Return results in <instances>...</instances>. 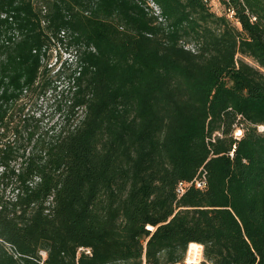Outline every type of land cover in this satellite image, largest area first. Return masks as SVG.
Returning <instances> with one entry per match:
<instances>
[{
  "label": "trees",
  "instance_id": "obj_1",
  "mask_svg": "<svg viewBox=\"0 0 264 264\" xmlns=\"http://www.w3.org/2000/svg\"><path fill=\"white\" fill-rule=\"evenodd\" d=\"M261 127L264 0H0V264H264Z\"/></svg>",
  "mask_w": 264,
  "mask_h": 264
},
{
  "label": "rangeland",
  "instance_id": "obj_2",
  "mask_svg": "<svg viewBox=\"0 0 264 264\" xmlns=\"http://www.w3.org/2000/svg\"><path fill=\"white\" fill-rule=\"evenodd\" d=\"M212 3L218 7L220 5V0H212ZM66 46L67 45H61V44L58 45L56 50H54V52L49 54V59L47 58L49 60L48 68L49 70H51L50 77L54 79L55 81L57 79L56 78V75L58 74L57 71L63 62H68V64L70 65H72L71 63L73 62H74L73 65L75 64L73 53L71 49L67 48ZM240 58L256 66V64L251 59H246V58H243L242 56H240ZM55 84L59 86V88L57 89L53 88L51 91L47 93L46 96H42V97L35 96L29 102V105H30L29 108H31V112H36L37 116H39V114L42 113L46 118L47 124L58 121V117L60 115L56 113V105L58 101L61 100V98H63L62 92L65 91V96L67 95L68 89H66L67 87H65L66 86L65 78H63L60 82L56 81ZM56 95H57V98L55 99ZM82 113L83 112L81 111L78 114V116H81ZM242 128L240 127L237 129V132L235 134L236 137L241 136L243 134L244 131L242 130ZM261 129L263 130V128ZM150 228L153 229L151 230L152 232L156 230V228L154 227H150ZM185 264H186V261H185ZM195 264H208V263L205 262V259L203 257L201 261H198Z\"/></svg>",
  "mask_w": 264,
  "mask_h": 264
},
{
  "label": "built area",
  "instance_id": "obj_3",
  "mask_svg": "<svg viewBox=\"0 0 264 264\" xmlns=\"http://www.w3.org/2000/svg\"><path fill=\"white\" fill-rule=\"evenodd\" d=\"M229 1V0H224ZM149 12H151L155 17H157L159 23H163L165 26L167 25V22L165 18L162 16V10L153 2H149ZM230 18H234V11H230L229 13ZM255 19V18H254ZM62 37L66 35L65 32H62ZM66 42V41H65ZM191 49L194 51L195 49L191 47ZM263 128V127H261ZM262 130V129H261ZM264 130V128H263ZM207 173L203 171L201 175L196 177L194 180L190 182H181L177 186V194L179 197H182L187 190H189L192 187L205 190L208 186V180H207ZM149 230H153L152 228L148 227ZM192 245H190V248L188 250V254L186 257V264H195L198 261H201L204 257V246L201 244H195L197 248L193 249ZM87 254H91V250H85ZM44 256H46V253H42ZM143 264H148L146 260H144Z\"/></svg>",
  "mask_w": 264,
  "mask_h": 264
},
{
  "label": "bare ground",
  "instance_id": "obj_4",
  "mask_svg": "<svg viewBox=\"0 0 264 264\" xmlns=\"http://www.w3.org/2000/svg\"><path fill=\"white\" fill-rule=\"evenodd\" d=\"M193 245H192V248L193 249H195V248H197V246L195 245L196 243H192Z\"/></svg>",
  "mask_w": 264,
  "mask_h": 264
}]
</instances>
